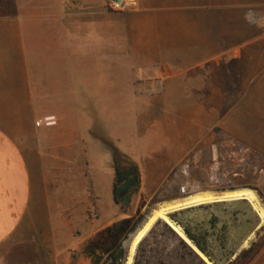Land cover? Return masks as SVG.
Instances as JSON below:
<instances>
[{"label": "crops", "instance_id": "0c3cea01", "mask_svg": "<svg viewBox=\"0 0 264 264\" xmlns=\"http://www.w3.org/2000/svg\"><path fill=\"white\" fill-rule=\"evenodd\" d=\"M23 3L0 0V264H93L84 251L102 249L110 227L141 215L164 174L216 134L264 155V0H136L123 11H110L107 0L69 1L83 9L64 19L69 37L82 24L87 70L95 63L100 75L78 88L54 63L64 80L57 75L46 89L33 76L34 42L8 11ZM110 54L118 70L133 73L121 85L142 105L136 118L154 146L152 162L111 146L98 128ZM114 152L140 169L131 215L113 199ZM171 189L163 202L175 201Z\"/></svg>", "mask_w": 264, "mask_h": 264}, {"label": "rangeland", "instance_id": "374dc122", "mask_svg": "<svg viewBox=\"0 0 264 264\" xmlns=\"http://www.w3.org/2000/svg\"><path fill=\"white\" fill-rule=\"evenodd\" d=\"M63 1L66 2V5L64 8L59 10L53 8V0H20V3L24 2L23 4H25V9L8 10L15 17L21 20L25 31L24 33L34 42L31 50L28 52L31 55L32 68L35 69L33 75L34 79L43 89L49 87V85L56 80L57 75L60 80H64L63 76L66 74L65 77H70L72 81H75L78 88L79 85L85 81L95 83L97 77L100 75L96 73L97 71L94 67H96L97 64L95 63L92 64L91 71L87 70L91 66H89L90 62H87V57L84 55L87 41L83 35L85 32L82 30V24L77 23L75 26L82 32L78 33L76 37H69V27L65 25V22L67 23L68 21H65L64 19H67L70 13H74L75 11L79 12L83 9H70L71 6L67 5L68 2H74L75 0ZM109 9L110 11H114L110 7ZM4 12V9H0V13ZM252 18L254 20L257 18L255 12ZM58 20H61V23L59 22L60 25L59 23L57 25ZM60 26L64 31V38L62 36V38L58 39L56 37V33H58ZM75 27H73V33H75ZM75 46H77V48L80 47V51L78 52H81V54L78 53L77 56H70L67 50H69V47L73 49ZM111 55L112 54H110L109 58H106L105 56L103 57L104 63L109 65L108 95H104V104L101 106L104 108V113L101 120L98 122V128L104 132L106 137L109 138L108 141L111 146H115L117 145V142H119L123 149L131 152L133 156L141 162H145L146 160L152 162L154 155L151 148L154 146L151 145L152 147L149 148V133L144 127L142 121H138L136 118V114L141 110L142 105L133 102V98L128 95L130 90L127 88L124 90L125 87L123 88L121 85L122 77L124 75L128 77L130 75L133 76V73H125L118 70L116 68L117 63H113V61L117 60V58H114ZM54 63L56 66H59L56 70H61V72L65 71L66 73L63 75L60 72V75L57 74L56 71L54 73ZM127 65L130 66L131 64L126 63V66ZM78 91L82 92L84 89L81 88L78 89ZM105 109H107V111H105ZM232 143L233 142H231L229 138L222 137L217 134L214 135L213 138L200 142L187 154V156H185V158H189L191 165L190 173L187 178L190 182H194L198 186L197 190L199 192L197 194L221 195L223 193L225 194L236 191H251L255 195L258 205L264 212V155L252 152L251 156L243 165L235 166L225 157L227 151L231 148ZM163 144L165 145L166 143ZM164 145L162 146L164 147ZM212 145H214L225 157L224 163L220 166V184L217 186L212 185L209 182L211 174L210 169L213 163L211 157ZM114 156L119 166H121V164L129 166L130 162H132L128 160L127 157H121V155L117 152H114ZM180 163L164 174L165 177L163 181L165 183L164 185L162 184V191L154 199V203L156 204L145 208L141 215L135 219H130L124 227L121 228L120 224L113 225V227L109 228V231L103 234L107 237V240H109V242L101 244L103 253H108L117 242H120L121 246L122 243H124L122 248L125 251L128 247L126 244L128 242V237L134 231L137 232L144 227L153 211L155 213L156 210L162 206L187 199L183 198L169 203L163 202L169 197L168 192H171L172 186L176 185L178 189V186L184 180L183 176L176 173V167ZM136 168L139 175L140 169L138 166H136ZM141 171L144 173L147 170L142 169ZM162 171L163 170H161V172ZM168 179L169 183L167 184L166 180ZM135 194L136 192L134 193L133 190H131L126 196L130 198L128 205H125L123 202L121 203L123 212L126 215H131L133 212L132 200ZM211 204L216 205L207 210H198V217L200 219H207L210 214L213 213L220 220L218 226L221 224H225L227 226V230L225 231L227 239L226 247L229 250H234L238 253L242 249L248 248L250 243L253 241H256L257 243L264 242V217L261 219L259 214L254 211L248 201L232 200ZM211 204L207 203L201 205L206 206ZM196 206L199 205H195L194 207ZM126 215L122 214L120 217H125ZM157 221V223L155 222V231L149 235L148 240L143 243L140 248L141 252H139V255H141L142 258L139 260L145 264H195L189 258L180 260L178 254L174 251L175 244L164 231L165 228L162 223L163 221ZM255 224V229L249 232ZM258 225L263 226V228L257 236L255 234V230L258 229ZM111 236H113L114 239L112 237V240H110ZM246 236L247 239L244 240V237ZM45 254L49 259L51 256L50 251H46ZM135 254L136 250L131 264H133ZM65 256L75 260L80 257V251H68V254ZM249 264H264V246L259 254Z\"/></svg>", "mask_w": 264, "mask_h": 264}, {"label": "trees", "instance_id": "16d2710c", "mask_svg": "<svg viewBox=\"0 0 264 264\" xmlns=\"http://www.w3.org/2000/svg\"><path fill=\"white\" fill-rule=\"evenodd\" d=\"M132 169L135 170L137 183L133 192L135 193L139 187V175L137 168L133 162H130L129 165ZM121 169L118 166L116 160L114 159V178L116 179L120 176ZM166 183H169V179L166 180ZM160 190L156 193L152 201L148 206L154 205L155 197L161 192ZM178 193V190H176ZM114 202L115 203H124L128 205V202H125L122 199H119L116 194V182L114 183ZM179 194L174 198L183 199ZM216 204L206 205V206H192L177 211L169 213L167 216L169 220L184 234L186 239L190 244L196 248L210 264H249L261 251L264 246V242L257 243L253 241L250 243L249 247L242 249L240 252L234 250H229L226 247V233L227 226L221 224L219 218L211 213L209 218L200 219L198 217V210H207ZM158 222V221H157ZM156 222V223H157ZM162 222V221H161ZM156 223L149 229L146 235L143 237L142 241L139 243L136 249V254L134 257L133 264H145L139 259L142 258L139 255L141 252V246L148 240L150 234L155 231ZM165 228V233L170 237L171 241L175 244L174 251L178 254L180 260H185L189 258L195 264H205L188 246L185 242L177 235V233L166 223L162 222ZM256 224L252 227L251 231L254 230ZM263 226H260L255 230V234L258 236ZM132 230V229H131ZM250 232V231H249ZM97 252H100L97 254ZM86 257L94 259L93 264H122V259L124 257V250L121 246V243L117 244L110 252L103 253L102 249L86 250L84 251ZM234 257V259H233ZM163 264V263H159Z\"/></svg>", "mask_w": 264, "mask_h": 264}, {"label": "bare ground", "instance_id": "6f19581e", "mask_svg": "<svg viewBox=\"0 0 264 264\" xmlns=\"http://www.w3.org/2000/svg\"><path fill=\"white\" fill-rule=\"evenodd\" d=\"M193 196V197H192ZM192 196L188 197L187 199H184L183 201H178L172 204H168L165 206L160 207L156 212L149 218L147 223L144 225V227L140 230H138L128 241L126 244L128 245V257L126 260V263L128 261L129 255H130V264L132 263V258L134 255V252L139 245V243L142 241L143 237L146 235L150 227L157 221L161 220L168 224L170 227H172L180 236H183L182 232L177 228L167 217L169 212L179 210L181 208H185L188 206H195V205H201V204H207V203H215V202H222V201H232V200H246L250 203L251 207H253L254 211H256L261 219L264 217V212L258 205V202L256 200L255 195L253 192L244 190V191H236L231 193H223L221 195H214V194H193ZM202 206V205H201ZM139 232V233H138ZM138 233V234H137Z\"/></svg>", "mask_w": 264, "mask_h": 264}, {"label": "built area", "instance_id": "2783aa9c", "mask_svg": "<svg viewBox=\"0 0 264 264\" xmlns=\"http://www.w3.org/2000/svg\"><path fill=\"white\" fill-rule=\"evenodd\" d=\"M108 6L114 11H123L129 8H133L136 5V0H107ZM252 151L243 145L232 143L231 148L227 151L226 158L235 166H241L245 161L251 156ZM211 157H212V166L209 182L212 185L220 184V166L224 163L225 157L217 150V148L211 146ZM190 160L185 158L182 162L176 167V173L184 177V180L178 186V193L181 197L188 198L193 194L198 193V186L194 182L188 180L190 173Z\"/></svg>", "mask_w": 264, "mask_h": 264}, {"label": "flooded vegetation", "instance_id": "af4514ba", "mask_svg": "<svg viewBox=\"0 0 264 264\" xmlns=\"http://www.w3.org/2000/svg\"><path fill=\"white\" fill-rule=\"evenodd\" d=\"M119 167L121 169V174L115 181L116 182V194L119 191L121 195L120 199L125 200L127 194L135 188L136 183H137V177H136L135 170L132 169L130 166H124L123 164H121V166ZM133 178H136V180L134 181V184L131 187H127V188L122 187L123 185L130 183L133 180Z\"/></svg>", "mask_w": 264, "mask_h": 264}, {"label": "water", "instance_id": "95a60500", "mask_svg": "<svg viewBox=\"0 0 264 264\" xmlns=\"http://www.w3.org/2000/svg\"><path fill=\"white\" fill-rule=\"evenodd\" d=\"M136 180V178H133V180L130 182V183H127L125 185H123L122 187H131L133 184H134V181ZM117 197L120 199L121 195L119 193V191L117 192ZM244 200V199H242ZM126 202H129L130 201V198L129 197H126L125 200ZM188 207H192V206H188ZM188 207H185V208H188ZM181 209H184V208H181ZM180 210V209H179ZM177 211V210H175ZM173 212V211H172ZM171 213V212H169ZM168 217V216H167ZM169 219V218H168ZM260 226L258 225L257 228H259ZM172 228V227H171ZM173 229V228H172ZM174 230V229H173ZM175 231V230H174ZM176 232V231H175ZM136 233V231H134L129 237H128V241H130L131 237ZM177 233V232H176ZM183 234V233H182ZM177 235L179 237H181V239L185 242V244H187V246L205 263V264H210L207 259L196 249L194 248L190 242L186 239V237L184 236H180L178 233ZM124 245V243H122V246ZM127 257H128V249L126 248L125 251H124V257H123V264L126 263V260H127ZM234 259V257H233Z\"/></svg>", "mask_w": 264, "mask_h": 264}]
</instances>
